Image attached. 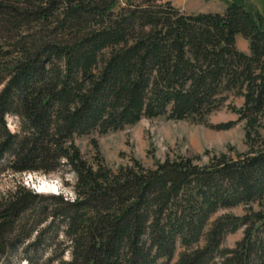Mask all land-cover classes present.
<instances>
[{"label":"trees","instance_id":"16d2710c","mask_svg":"<svg viewBox=\"0 0 264 264\" xmlns=\"http://www.w3.org/2000/svg\"><path fill=\"white\" fill-rule=\"evenodd\" d=\"M243 3L188 14L168 0H0V174L75 176L73 199L22 183L0 194V264L20 248L26 264H170L178 246L173 264H264V210L210 221L264 198V19ZM231 95L238 119L213 127L243 123L235 158L112 171L76 144L142 118L205 122Z\"/></svg>","mask_w":264,"mask_h":264},{"label":"rangeland","instance_id":"374dc122","mask_svg":"<svg viewBox=\"0 0 264 264\" xmlns=\"http://www.w3.org/2000/svg\"><path fill=\"white\" fill-rule=\"evenodd\" d=\"M119 1L122 2L123 0ZM168 1L175 7L177 6L181 11L191 14L207 12L222 13L226 8V4L233 0ZM241 1L248 8L254 6L264 19V0ZM236 45L240 51L246 54L249 52L248 43L241 36L237 37ZM242 104V97L231 95L220 109L207 115L205 122L172 120L164 117L153 119L142 118L136 124L126 126L118 131L107 132L105 134L93 132L78 137L76 144L86 160L94 162L96 155H98L104 165L112 171H116L121 166L132 165L133 161L138 162L144 168L151 169L156 162L164 161L166 158H190L199 165H204L212 157L221 154L235 158L236 154H243L248 149L244 138L243 123L237 122L227 129H216L213 126L236 121L238 115L229 108V105L239 108ZM6 120L8 127L14 131L18 126V120L13 116L6 117ZM94 144H96V148ZM43 181L53 186L51 193L62 194L67 199L74 198L72 187L74 186L75 176L66 169L50 174H43L41 172L1 173L0 194L8 189H12L17 183H22L27 188L39 193L37 187ZM250 210H264V198L261 202H255L249 206L237 205L232 208L219 210L211 217L210 221L222 214L242 216ZM242 235L243 228L225 235L221 248H234L235 244L241 240ZM180 250L181 248L178 246L170 264L176 261ZM21 251L22 248L17 249L15 256L19 257L20 253H22ZM15 256L12 257V264H26L25 261L16 260ZM64 259L68 260L67 253L64 255ZM217 261V258L213 259V262ZM54 264H57L56 261Z\"/></svg>","mask_w":264,"mask_h":264},{"label":"bare ground","instance_id":"6f19581e","mask_svg":"<svg viewBox=\"0 0 264 264\" xmlns=\"http://www.w3.org/2000/svg\"><path fill=\"white\" fill-rule=\"evenodd\" d=\"M37 188H38L39 193H51L53 186L43 181V182H40V185H38Z\"/></svg>","mask_w":264,"mask_h":264},{"label":"crops","instance_id":"0c3cea01","mask_svg":"<svg viewBox=\"0 0 264 264\" xmlns=\"http://www.w3.org/2000/svg\"><path fill=\"white\" fill-rule=\"evenodd\" d=\"M177 7V6H176ZM178 8V7H177ZM237 40V39H236Z\"/></svg>","mask_w":264,"mask_h":264}]
</instances>
